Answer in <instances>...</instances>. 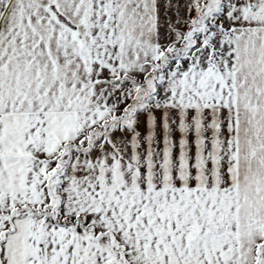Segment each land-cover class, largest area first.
Instances as JSON below:
<instances>
[{"label": "snow or ice", "instance_id": "obj_1", "mask_svg": "<svg viewBox=\"0 0 264 264\" xmlns=\"http://www.w3.org/2000/svg\"><path fill=\"white\" fill-rule=\"evenodd\" d=\"M0 264H264V0H0Z\"/></svg>", "mask_w": 264, "mask_h": 264}]
</instances>
